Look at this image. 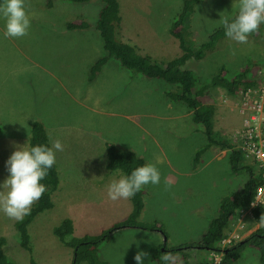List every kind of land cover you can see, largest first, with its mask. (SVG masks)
<instances>
[{
	"label": "rangeland",
	"instance_id": "1",
	"mask_svg": "<svg viewBox=\"0 0 264 264\" xmlns=\"http://www.w3.org/2000/svg\"><path fill=\"white\" fill-rule=\"evenodd\" d=\"M118 1L123 20L119 35L124 42L136 46L159 64L182 55L177 39L171 34V26L181 14L184 0ZM235 2L202 0L190 18L191 38L196 43L206 40L222 26L221 13L230 18L235 15ZM28 3L30 13H34L28 36L5 38V22L0 19V184L10 175L6 163L16 146L28 142L32 122L41 119L51 146L59 139L64 150L56 152L60 185L53 198L55 206L38 215L28 227L36 263H73L72 250L63 247L53 234L65 218L72 219L76 236L86 233L96 236L126 219L131 209L130 200L113 202L107 197L106 186L121 175L119 170L108 173L106 169L107 144H112L99 137H87L90 132L95 135L111 128L110 136L121 126L129 130L133 147L134 135L152 141L146 134L150 128L153 134H164L162 149L167 150L173 165L178 164L179 173L175 175L178 181L170 188L165 183L156 186L146 198L147 211L145 206L144 217L140 218L142 222L161 223L167 237L156 231L119 229L107 244L100 246V258L108 264H136L137 252L145 251L149 257L144 264H150L154 246L165 244L167 249H172L199 243L210 221L217 216L220 201L244 186L248 172L233 173L230 153L226 151L208 149L197 160L193 149L204 147L205 137L203 135L201 143L198 134L188 139L180 132L182 126L188 127L192 121L185 105L167 97L172 85L161 79L132 78L113 59L94 81L89 80L91 66L106 55L103 40L95 28L102 8L100 1L74 4L64 0H28ZM77 19L86 21L89 28L67 30L66 23ZM220 44L216 53L200 62L191 60L186 64V69L193 71L201 82L211 80L221 68L234 77L248 59L256 61L260 70L264 69V35L255 39L249 37L245 44L232 40H223ZM260 85L264 86V81ZM212 91L219 108L215 129L231 136L243 127V118L234 104L224 102L227 95L223 90L214 88ZM256 121L260 124L258 135H261L264 153V109ZM158 142L160 145V141L154 140L155 145L149 146L144 156L146 163H155L162 156L156 146ZM96 152L99 156L93 158ZM223 155L224 158L218 159ZM244 155L247 158V154ZM162 163L160 166L171 175L170 182L173 181L171 167L165 161ZM16 221L0 211V237L7 240L8 258L17 264H27V253L21 248L14 229ZM259 222L251 212L243 213L231 226L230 241L245 239L264 226ZM183 251L189 255V264H201L207 257L217 260L220 257L196 247ZM236 264H260L256 249L248 247Z\"/></svg>",
	"mask_w": 264,
	"mask_h": 264
},
{
	"label": "trees",
	"instance_id": "2",
	"mask_svg": "<svg viewBox=\"0 0 264 264\" xmlns=\"http://www.w3.org/2000/svg\"><path fill=\"white\" fill-rule=\"evenodd\" d=\"M64 1L74 4H87L95 0ZM98 1L102 3V8L97 16L95 28L100 33L103 40L106 55L98 59L92 65L93 67L91 66L92 69L90 68L89 80L94 81L102 68L113 59L119 66L128 71L132 78L147 77L161 79L172 85L174 89L166 93L169 100L174 103L185 104L188 109L193 112L194 122L197 125L201 124L204 126V135L207 145L195 153L197 160L203 152L215 146L222 151L230 152L229 162L233 173L245 170L249 175L248 180L240 190L225 196L220 201L217 216L210 221L208 230L202 237L200 243L178 246L172 249H167L165 244L163 246H154L151 248L150 252L152 262L155 264H163L160 257L167 252L181 257V259H177V264H189V255L183 250L196 247L221 257L218 262L212 257H207L208 260L201 264H236L248 247H253L258 253L259 263L264 264V226L260 227L245 240L230 244L225 249L220 248L221 242L228 238L231 226L243 213L250 211L252 216L258 221L264 216V206L255 204L257 189L263 184V180L261 177L262 173L257 172L256 161L246 160L243 152L236 150L230 140L222 138L220 134L214 130L215 107L213 105L202 104V102H207L208 104L212 101L211 97L213 94L211 89H222L230 94H237L240 90L255 87L258 83H261L256 75V68L259 64L252 59H248L242 71L234 77L229 76L225 68H221L217 74L211 77V80H208L207 83L202 82L201 84V80L199 81V79L196 78L194 72L186 69V64L192 59L201 61L207 58L221 48L222 44L220 43H222L223 40L226 42L230 41V39L225 36L223 26L216 28L209 37L201 43H196L191 38L190 18L195 13V6L199 5L202 0H184L182 12L171 26V34L177 39L182 55L163 64H159L150 56L142 54L136 46L124 42L120 36H118L119 32L122 30L123 22L121 6L118 0ZM88 28L89 24L82 19L67 23V29L70 31H83ZM263 35L264 25H261L260 30L253 33L250 37L255 39ZM181 71L185 72L183 73ZM29 132V147L36 145H47L51 147L50 137L41 119L32 122ZM1 133L2 129L0 128V134ZM135 152L122 148L114 143L112 145L107 144V156L109 159L107 169L110 172L119 170L123 175H130L135 168L145 164L144 159ZM59 182V169L57 168V164H55L53 168L49 170L47 178L41 181V183L47 186L48 192L46 191L44 193L45 196L33 204L29 215L14 223V229L19 237L20 246L26 251L29 257L27 264H37L33 258L34 251L31 245L28 227L38 215L54 207L52 194L58 190ZM143 195L144 190L142 189L130 199L132 210L125 220L113 224L96 236L91 234H85L81 237L76 236L72 219L66 218V220H63L61 222L62 224L60 223L61 225H59L60 227L58 226L59 228L56 227L53 230V234L63 247L72 250L73 263L71 264H108L100 258L99 249L106 241L108 243L115 231L119 229L137 228L144 231H156L162 233L164 237H167L161 223L140 221V216L144 208ZM6 244V238L0 237V264H17L8 258L6 254Z\"/></svg>",
	"mask_w": 264,
	"mask_h": 264
},
{
	"label": "clouds",
	"instance_id": "3",
	"mask_svg": "<svg viewBox=\"0 0 264 264\" xmlns=\"http://www.w3.org/2000/svg\"><path fill=\"white\" fill-rule=\"evenodd\" d=\"M234 7L237 8L234 17L230 18L229 16L223 15V13H221V19L219 20V23L224 27L225 36L227 38L237 43L245 44L248 42L249 37L253 33L258 32L261 25H264V0H236L233 5V8ZM33 15L34 13H30V4L28 3V0H2V2H0V19L5 22V31L3 33L4 37L20 39L28 36L30 34ZM233 54H235V51H233ZM260 68L261 67L258 65V67L256 68V75L259 81L262 83V81H264V69H261V73V70H259ZM261 83H258L255 87L240 90L237 94H230L227 91L223 90V92L227 95L226 101L224 102H227V104L232 103L236 107L235 109H238L239 114L243 118V127H239L240 129L234 131L231 136H228V134L224 135L220 131H217L215 129L214 117V130L219 133L222 138L230 140L231 143L235 146L236 150L247 154L246 160H255L257 164V172L262 173L263 175L264 170L262 168V161H260L256 156L252 155L251 150L249 149V147H247L243 139L238 138L239 133H241L242 131H247L245 126L248 122L247 120L251 116V112L244 111L246 102L243 97L246 93L250 91L252 93L251 96L253 95V99H258L261 101V112L259 113L258 117L263 113L264 86L260 85ZM173 89L174 88L172 87L171 90ZM211 98L212 101L210 103L207 104V102H202V104L213 105L217 113V110H219V108L215 103L214 94ZM250 100H252L251 97ZM188 113L190 120L193 122V126H191L190 124V127H192V131H189V133H201L200 135H204V126L201 124L197 125L194 122L193 112L189 109ZM257 127L259 130L260 124L258 123V121ZM200 128L202 129V131ZM258 134L259 132H257L254 142L257 145H260L261 135ZM29 140L30 136L28 138V142ZM28 142L25 145L16 146V150L11 154L6 163V168L10 175L3 182V184H0V188L3 189L2 191H0V211H3V213L10 219H14L17 221H20L25 216L29 215L31 213L33 204L38 202L43 197L44 193L48 190L47 186L41 183V181L47 178V176L49 175V170L52 169L56 164V152L64 150V145L59 139L55 140L52 143L51 147L47 145H36L29 147ZM205 145H207L206 138ZM201 149H203V147ZM209 149L219 151L220 153H225V151H222L215 146H212ZM93 156V158H97L99 156L98 152H96V154ZM159 162L160 161L158 159L157 163ZM107 171L108 173H111L108 169ZM119 173L121 174L119 179H113L106 186L107 197L113 202L119 201L121 199H131L146 185H159L161 182V172L159 168L156 166V164L150 162L145 163L143 166L135 168L130 175H123L121 172ZM165 184L167 188L171 187L170 181L165 180ZM54 195L55 192L54 194H52V198H54ZM53 202L55 203L54 200ZM259 223L264 224V216L261 217ZM254 232H252L251 234H253ZM237 242L239 241H230L229 233L228 238L224 239L221 242L220 248L225 249L230 244ZM226 243L228 244L225 245ZM148 257L149 253L145 251H138L134 257V260L136 261V264H144L145 259ZM220 258L221 257H219L218 260L215 258V261L218 262ZM160 260L163 262V264H177V257L172 253H164L160 257ZM150 264H154V262L150 261Z\"/></svg>",
	"mask_w": 264,
	"mask_h": 264
},
{
	"label": "crops",
	"instance_id": "4",
	"mask_svg": "<svg viewBox=\"0 0 264 264\" xmlns=\"http://www.w3.org/2000/svg\"><path fill=\"white\" fill-rule=\"evenodd\" d=\"M217 112H218V110H217ZM106 126H109V125H106ZM118 126L119 125H112V127H118ZM191 126H193V122L191 123ZM169 128H171V127H169ZM185 128H184V126H182V129H180V132L183 133L184 138H188V139L192 138L191 136L194 135V134L193 133H189V131H192V127L185 126ZM138 130L141 132L140 127H138ZM110 131H111V128L108 131L97 132L95 135H92V133L90 132L87 137L88 138L99 137L104 142L111 143V144L114 143L115 145H118V146H120L122 148H125V149L126 148L127 149H134V150L137 151L139 156L144 159V161L146 160L144 158V156L147 153V150H148L149 146H151V144L155 145L154 140H158V141H160V145H159V142H158L156 144V146L158 147V149H160V151L162 153V156L158 157L160 162L157 163V161H156L154 164H156V166L159 168V170L161 172V182H160L159 186L164 185L165 180H167V179L169 181L171 180V175L168 176V174L165 171V169L160 166L161 164H163L162 161H165L171 167V171H172V173L174 175L173 181H171V185L173 186L175 184V182L178 181V179H177L178 177L175 176V175H177V173H179V166H178L177 163L175 165H173L171 163L170 159H169V156L167 154V150L166 149H162V146L164 145L163 144L164 134H162V135L153 134L151 128L147 131L148 133H146L142 129V132H145L147 134V136H149V138H151L152 141L150 142V140H148V139H146V141H145V140H142L140 135H134L132 137V141L134 143V147H133V146L130 145V142H129L130 134H129V130L128 129H126L125 127L121 126V128L118 131L113 132L109 136L108 134H109ZM200 134L201 133H198V135L201 136V142H202L203 134L202 135H200ZM203 141L205 143V139H203ZM197 149L198 148L193 149V150H196L195 153L198 151ZM222 158H224V155H223V157H219L218 159H222ZM145 163H146V161H145ZM180 175H182V174H180ZM156 186H158V185L145 186V187L142 188L144 190V195H143V197H144V208H143V211L145 209V206H146V211H147L146 198L149 196V194L153 191V189ZM128 209H129V206H128ZM131 210H132V206H131L130 212H131ZM143 211L141 213L140 218L144 217L143 216ZM130 212H129V214H130ZM86 234H89V233H86Z\"/></svg>",
	"mask_w": 264,
	"mask_h": 264
},
{
	"label": "built area",
	"instance_id": "5",
	"mask_svg": "<svg viewBox=\"0 0 264 264\" xmlns=\"http://www.w3.org/2000/svg\"><path fill=\"white\" fill-rule=\"evenodd\" d=\"M251 94L252 93L249 91L243 97V99L246 102L244 111L251 112V116L247 120L248 122L246 123L245 126L247 131L246 132L242 131L241 133H239L238 138L243 139L247 147H249V149L251 150L252 155L256 156L260 161H262V168L264 170V153L262 151V146L261 144L257 145L254 142V139L258 132L256 117H258L259 113L261 112V101L258 99H253V95L251 96ZM250 97L252 98V100H250ZM262 177L264 181V171ZM255 204L264 205V183L257 189Z\"/></svg>",
	"mask_w": 264,
	"mask_h": 264
},
{
	"label": "bare ground",
	"instance_id": "6",
	"mask_svg": "<svg viewBox=\"0 0 264 264\" xmlns=\"http://www.w3.org/2000/svg\"><path fill=\"white\" fill-rule=\"evenodd\" d=\"M193 57H194V56H193ZM181 59H182V58H181ZM181 59H180V60H181ZM186 59H187V58H186ZM186 59H185V62H186ZM197 59H198V58H197ZM188 60H189V59H188ZM192 60H193V59H192ZM195 60H196V59H195ZM193 61H194V60H193ZM194 62H195V61H194ZM194 62H192V63H194ZM198 62H200V61H198ZM190 63H191V61H190ZM196 63H197V62H196ZM196 63H195V64H196ZM202 63H203V61H202ZM187 64H188V63H187ZM204 64H205V63H204ZM184 65H185V64H184ZM193 65H194V64H192V66H193ZM199 65H200V64H199ZM206 66H208V65H206ZM92 67H93V66H92ZM182 67H183V66H182ZM194 67H195V66H194ZM200 67H201V66H200ZM189 68H190V67H189ZM91 69H92V68H91ZM191 69H192V68H191ZM193 69H194V68H193ZM196 69H197V68H196ZM194 70H195V69H194ZM206 70L208 71V69H206V67H205V71H206ZM189 71H190V70H189ZM181 72H183V71H181ZM184 72H185V71H184ZM184 72H183V73H184ZM183 73H182V75H183ZM196 73L198 74V72H196ZM208 73H209V72H208ZM204 74H205V72H204ZM204 74H203V75H204ZM209 75H210V74H209ZM184 76H185V75H184ZM186 76H187V74H186ZM204 76H205V75H204ZM200 77H201V73H200ZM186 78H187V77H186ZM191 78H192V77H191ZM191 78H190V80H191ZM205 78H206V77H205ZM206 79H207V78H206ZM206 79H204V80H206ZM193 80H194V79H193ZM195 80H196V78H195ZM195 80H194V81H195ZM199 81H200V80H199ZM206 81H207V80H206ZM206 81H204V83H205ZM206 83H207V82H206ZM211 83H212V82H211ZM213 83H214V82H213ZM201 84H202V82H201ZM204 85H205V84H204ZM207 85H208V84H207ZM196 86H197V85H196ZM209 86H210V85H209ZM201 87H203V86H201ZM205 90H206V89H205ZM211 90H212V89H211ZM52 186H53V184H52ZM54 186H55V185H54ZM51 190H52V189H51ZM57 191H58V190H57ZM47 192H48V191H47ZM49 193H50V192H49ZM43 196H45V195H43ZM46 197H47V196H46ZM46 202H47V201H46ZM64 220H66V218H65ZM61 224H62V223H61ZM61 224H60V225H61ZM59 227H60V226H59ZM59 227H57V228H59ZM229 229H230V228H229ZM224 230H226V229H224ZM56 231H57V230H56ZM56 231H55V232H56ZM225 232H226V231H225ZM55 234H56V233H55ZM100 235H102V234H100ZM226 236H227V235H226ZM234 236H235V235H234ZM102 240H104V239H102ZM102 240H101V241H102ZM104 241H105V240H104ZM102 242H103V241H102ZM102 242H101V243H102ZM106 242H107V241H106ZM233 242H234V241H233ZM104 243H105V242H104ZM181 246H182V245H181ZM241 249H242V248H241ZM243 249H244V248H243ZM30 257H31V254H30ZM28 258H29V257H28ZM31 258H32V257H31ZM33 258H34V257H33ZM6 259H8V258H6ZM34 259H35V258H34ZM0 261H1V260H0ZM99 263H100V262H99Z\"/></svg>",
	"mask_w": 264,
	"mask_h": 264
}]
</instances>
